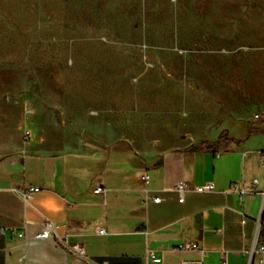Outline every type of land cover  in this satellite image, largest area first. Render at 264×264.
Segmentation results:
<instances>
[{
  "label": "rangeland",
  "instance_id": "obj_1",
  "mask_svg": "<svg viewBox=\"0 0 264 264\" xmlns=\"http://www.w3.org/2000/svg\"><path fill=\"white\" fill-rule=\"evenodd\" d=\"M264 114V0H0V163L157 154Z\"/></svg>",
  "mask_w": 264,
  "mask_h": 264
},
{
  "label": "crops",
  "instance_id": "obj_2",
  "mask_svg": "<svg viewBox=\"0 0 264 264\" xmlns=\"http://www.w3.org/2000/svg\"><path fill=\"white\" fill-rule=\"evenodd\" d=\"M255 118L254 128L213 150L190 151L188 143L147 154L119 140L99 150L24 151L0 163V227L24 231V237L0 235V264H85L54 237L32 238L44 219L98 264H147V247L160 257L156 264H264V197L230 189L233 181L246 185L253 178L256 189L264 186V114ZM144 172L147 183L139 178ZM207 181L213 190H193ZM178 182L186 189L182 202L171 189ZM30 186L39 189L25 203L19 193ZM96 186L103 190L94 192ZM256 217L260 250L249 260ZM183 243L196 247L179 248Z\"/></svg>",
  "mask_w": 264,
  "mask_h": 264
},
{
  "label": "built area",
  "instance_id": "obj_3",
  "mask_svg": "<svg viewBox=\"0 0 264 264\" xmlns=\"http://www.w3.org/2000/svg\"><path fill=\"white\" fill-rule=\"evenodd\" d=\"M257 116V114H255ZM139 178L144 182L147 183L149 180V175L144 172L141 173ZM256 184H257V178H253L250 183L244 185L242 184L241 181H233L231 183L230 189L232 191H235L238 193L239 196H242L247 193H257L261 197H264V186L260 189H256ZM214 185L212 182L207 181L203 182L201 184H198L193 187V190L196 192H203V191H211L213 190ZM39 189L38 186H30L25 190L20 191L19 195L25 203L28 201L29 197L31 194ZM172 190L177 192V201L182 202L184 198V193L186 192L185 187L181 182L176 183L171 187ZM103 188L100 186H96L93 191L94 192H101ZM147 195L144 194L141 202L144 203L147 199ZM160 199L158 196H154L151 198V201L153 202H158ZM260 226V221L259 218L256 217L255 219V225H254V232H253V237H252V245L250 250L248 251L249 255V260L251 255L260 250L256 246V241L258 237V229ZM97 233L98 234H103L104 233V228L103 227H98L97 228ZM0 235L2 236H7V237H24V231L22 227H0ZM47 237H54L57 243L68 253H71L75 255L76 257L80 258L85 264H98L94 262L92 259H90L84 252L82 245L79 242L76 241H68L64 236L57 235L54 230V224L47 220L44 219L42 223V228L40 231L36 232L33 234L32 238L35 240L38 239H43ZM195 244L193 243H183L179 246L181 249H192L195 248ZM145 257H146V262L147 264H156L160 261V257L155 253V251L151 248H146L145 250ZM249 263V261H248ZM247 263V264H248ZM99 264H105V262H101ZM181 264H201L200 260L199 261H191V260H184L182 261ZM257 264H262V260L259 259Z\"/></svg>",
  "mask_w": 264,
  "mask_h": 264
},
{
  "label": "trees",
  "instance_id": "obj_4",
  "mask_svg": "<svg viewBox=\"0 0 264 264\" xmlns=\"http://www.w3.org/2000/svg\"><path fill=\"white\" fill-rule=\"evenodd\" d=\"M220 141L221 140L219 138H217L216 140H206V139L199 140V141L193 143L189 147V150L190 151H195V150H199V149L213 150V149L218 147Z\"/></svg>",
  "mask_w": 264,
  "mask_h": 264
}]
</instances>
